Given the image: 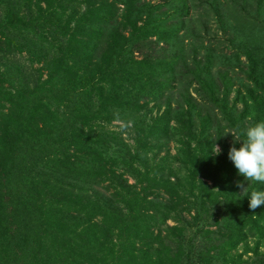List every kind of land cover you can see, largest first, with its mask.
Masks as SVG:
<instances>
[{"label":"trees","instance_id":"1","mask_svg":"<svg viewBox=\"0 0 264 264\" xmlns=\"http://www.w3.org/2000/svg\"><path fill=\"white\" fill-rule=\"evenodd\" d=\"M189 10L188 0H0V264H246L233 252L264 238V205L248 207L264 184L239 176L227 153L264 121V48L239 44L253 88L230 105L239 58L196 33L185 44ZM150 101L165 108L136 128L133 148L104 130ZM169 140L184 170L173 178L169 153L143 161L150 142Z\"/></svg>","mask_w":264,"mask_h":264},{"label":"rangeland","instance_id":"2","mask_svg":"<svg viewBox=\"0 0 264 264\" xmlns=\"http://www.w3.org/2000/svg\"><path fill=\"white\" fill-rule=\"evenodd\" d=\"M149 1L154 4L163 2V0ZM213 1H216V3ZM188 6L191 10H189L188 16L184 18V29L186 30L185 37L187 38L185 44L189 42L191 46L192 42V46L196 45L197 42L194 41V38L191 39L193 33H196L204 37V43H206L208 47H210L209 43H212L217 52H221L229 57L237 55L239 61H236L234 65L238 66L235 68V71L239 76L233 80V85L231 86L230 94L228 95V103L231 105L234 102L238 91L246 98L248 89L250 90L253 88V84L247 77L246 56L243 52V48L239 46V44L248 45L252 47V49L257 47L264 48V0H188ZM214 6L218 8V12L222 16V23L217 21L218 18L215 17L216 15L213 10ZM166 9V6H162L160 11L163 12ZM204 24L208 26V30L206 32ZM181 33L184 32L181 31L179 34ZM234 36H236V41L233 42L234 46L232 48L231 42L229 41L231 37ZM238 47H241L240 50L237 49ZM201 50L202 48L200 47L199 51ZM216 51L215 53H217ZM18 59L22 66L27 69L30 68V62L27 60V56L24 53L21 54ZM40 65V63L33 62L32 68H38ZM213 71H215V69H213ZM34 74L35 72L33 71L31 76H34ZM231 74L233 75V72ZM259 79L260 82L264 83V75L259 76ZM195 89H197L196 86H192L189 89V93H191L195 97L196 101L201 104V97L195 94ZM179 92L176 93L171 100L173 105L176 101L180 100ZM260 93L261 91L256 89L255 94L259 96ZM248 103L250 104L251 101H248ZM208 106L210 107V105ZM235 107L239 112L242 107L241 100L236 102ZM164 108V104L160 105L150 101L145 109L138 112L133 113L128 111H119L115 115L117 116V120L113 119L108 124H105L104 130H106V132L109 133L114 140H116L117 144H127L129 147L133 148L136 144L135 139L138 134L136 128L144 129L148 119L159 115ZM249 110H251V108H249ZM249 112L251 113L252 111ZM247 118L246 119L249 120L250 116ZM217 120L221 125V127H219V132L226 133L222 134V137H226L225 139L227 142L231 143L233 140L232 138H229L230 136H228V134L233 133L234 130L232 131V129L227 128V121L220 114H218ZM143 121L145 123H141ZM150 143V151L148 155H145L143 161L145 160L147 163H152L155 157L157 162L165 153H169L170 157L164 164V169L170 172L172 178L174 176H180L184 173L183 168H181L182 166H178V163L173 161L171 158V156H174L177 148L179 147L175 140H169L165 145H159L158 142ZM217 146L220 148L218 144ZM158 147H160L161 150L159 153L157 152ZM154 154H156V156L153 157ZM161 162L164 163L165 161ZM130 182L133 181L130 180ZM182 215L184 218L190 219L187 214ZM166 224L172 226L174 225V222L172 219H168ZM163 234L164 231L162 230V235ZM191 236L192 234L188 233L187 239ZM255 249L261 253L264 252V238L260 240L248 238L245 243L241 244L233 252V254L241 255L242 261H246V264H252L254 260L253 251H255ZM219 261L221 262V260Z\"/></svg>","mask_w":264,"mask_h":264},{"label":"clouds","instance_id":"3","mask_svg":"<svg viewBox=\"0 0 264 264\" xmlns=\"http://www.w3.org/2000/svg\"><path fill=\"white\" fill-rule=\"evenodd\" d=\"M243 137L238 141L240 142L239 147L235 146L236 141H234L229 148L227 157L237 170V174L244 180L264 184V121H258L246 127ZM220 152L221 149L213 144L208 155L218 156ZM237 187L242 188L243 191L245 189L240 183L237 184ZM248 198L250 210L264 205V192L252 191L248 194Z\"/></svg>","mask_w":264,"mask_h":264}]
</instances>
